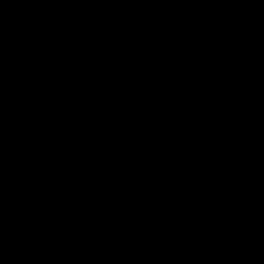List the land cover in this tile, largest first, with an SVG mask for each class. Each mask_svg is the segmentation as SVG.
Listing matches in <instances>:
<instances>
[{
    "label": "trees",
    "instance_id": "16d2710c",
    "mask_svg": "<svg viewBox=\"0 0 264 264\" xmlns=\"http://www.w3.org/2000/svg\"><path fill=\"white\" fill-rule=\"evenodd\" d=\"M220 4L207 20L170 21L161 38L176 57L126 86L148 130L129 157L43 179L73 140L67 127L16 142L47 114L0 125V264H113L129 245L147 264H264V218L249 214L264 188V0ZM76 71L61 82L65 110L89 96ZM65 232L87 263L41 242Z\"/></svg>",
    "mask_w": 264,
    "mask_h": 264
},
{
    "label": "water",
    "instance_id": "95a60500",
    "mask_svg": "<svg viewBox=\"0 0 264 264\" xmlns=\"http://www.w3.org/2000/svg\"><path fill=\"white\" fill-rule=\"evenodd\" d=\"M219 9L210 0H0V56L12 52L3 63L0 125L36 110L48 112L46 132L67 127L73 142L44 165L43 179L129 157L148 130L126 86L176 57L177 43L161 38L170 21L207 20ZM72 66L91 74L93 95L66 111L61 79ZM259 195L249 214L263 219L264 188Z\"/></svg>",
    "mask_w": 264,
    "mask_h": 264
},
{
    "label": "rangeland",
    "instance_id": "374dc122",
    "mask_svg": "<svg viewBox=\"0 0 264 264\" xmlns=\"http://www.w3.org/2000/svg\"><path fill=\"white\" fill-rule=\"evenodd\" d=\"M75 75H76L75 79L77 82L74 81L73 84L74 85L79 84L81 86L80 88L83 89V87L85 86L83 71L78 69L76 71ZM74 90L78 94H84L85 95L84 91H80L79 89H74ZM65 91L68 92L69 94L75 95L74 91H70V87L66 88ZM1 95L3 98L2 93H1ZM45 113L47 115L42 116V119H40L39 121H37L35 123H31V124H23V127L19 130V132H17L16 134L11 136L12 139L16 142L23 141L29 136L36 135V134L42 132L43 129H45V127L48 126V124H49L48 113L47 112H45ZM24 129H26V132H24ZM66 133H67V128H66ZM159 141H160V133L158 131H156L154 133V137L152 139H150V140H149V138L147 139V143H158ZM72 142H73V140H72ZM22 148H25V147H22ZM41 242L51 252L64 255L66 257L78 260L82 263L88 262V257L86 256L84 250L80 247L75 246L72 243L71 237L69 236V234L67 232H65L64 234H62L61 236H59L57 238L45 237L42 239ZM151 260L152 259L142 257L133 248V246L129 245V246L125 247L124 250L116 257L113 264H147ZM180 260H181V258L178 259V261H180Z\"/></svg>",
    "mask_w": 264,
    "mask_h": 264
},
{
    "label": "flooded vegetation",
    "instance_id": "af4514ba",
    "mask_svg": "<svg viewBox=\"0 0 264 264\" xmlns=\"http://www.w3.org/2000/svg\"><path fill=\"white\" fill-rule=\"evenodd\" d=\"M210 1H218V4L220 5V8H221V1L222 0H210ZM219 11V10H218ZM121 17H123L122 16V14H121ZM12 55V54H11ZM11 57V56H10ZM9 57V58H10ZM8 58V59H9ZM7 59V60H8ZM6 60V61H7ZM70 68H76L77 70L78 69H80V70H82L83 71V73H87L86 75H87V80H86V85L90 88V89H87V87H86V85L83 87V89H82V91H84L85 92V95H89L88 96V98L90 97V96H92L93 95V88L90 86V84H89V80H90V76H91V74L84 68V67H79V66H72V67H69L68 69H70ZM62 79H64V78H62ZM62 79H61V82H62ZM77 106V105H76ZM74 108V107H73ZM71 110V109H70ZM66 111H69V110H66ZM44 112H47V111H44ZM48 113V112H47ZM119 155V154H118Z\"/></svg>",
    "mask_w": 264,
    "mask_h": 264
}]
</instances>
